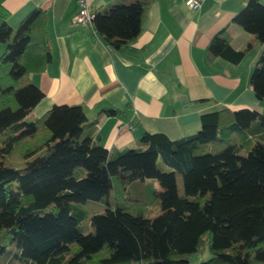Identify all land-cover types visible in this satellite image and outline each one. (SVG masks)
Returning a JSON list of instances; mask_svg holds the SVG:
<instances>
[{
  "label": "trees",
  "instance_id": "obj_1",
  "mask_svg": "<svg viewBox=\"0 0 264 264\" xmlns=\"http://www.w3.org/2000/svg\"><path fill=\"white\" fill-rule=\"evenodd\" d=\"M151 1L115 0L93 10L91 27L111 48L130 43ZM4 15L0 6V264H191L186 255L204 248L210 256L197 264H264L263 112L204 111L193 134L145 131L111 156L86 133L80 105L26 118L43 96L30 74L51 58L48 10L33 7L16 27ZM232 20L251 38L235 49L219 29L207 61L237 63L264 43V0H246ZM249 84L263 99L264 48ZM147 195L158 196L154 216L143 207ZM89 199L102 200L104 212L91 215L85 233Z\"/></svg>",
  "mask_w": 264,
  "mask_h": 264
},
{
  "label": "crops",
  "instance_id": "obj_2",
  "mask_svg": "<svg viewBox=\"0 0 264 264\" xmlns=\"http://www.w3.org/2000/svg\"><path fill=\"white\" fill-rule=\"evenodd\" d=\"M80 1L0 0L12 27L35 6L48 10L51 58L42 71L30 74L43 96L27 119L53 104L80 105L90 122L86 133L113 156L136 146L145 131L171 139L193 134L204 111L246 106L264 113V98H257L249 84L264 43L237 63L206 60L210 38L223 27L235 49L251 38L232 20L246 0H201L195 9L185 0H152L139 35L118 48L107 45L91 25L73 22ZM85 1L100 10L115 0ZM107 107L119 112L108 114Z\"/></svg>",
  "mask_w": 264,
  "mask_h": 264
},
{
  "label": "rangeland",
  "instance_id": "obj_3",
  "mask_svg": "<svg viewBox=\"0 0 264 264\" xmlns=\"http://www.w3.org/2000/svg\"><path fill=\"white\" fill-rule=\"evenodd\" d=\"M161 169L162 170H169V167L166 166L163 162H161L160 158L158 159ZM154 183H156V186L160 188V186L157 184L155 180H153ZM147 201L143 204V207L145 208L148 216H154L159 211V205H158V196L157 195H151L148 197L147 195ZM85 209L87 210V215L81 222L79 223V226L81 230L85 233L90 232L93 230L92 225L90 224V217L92 214L95 213H102L104 212V202L102 200H86L83 204ZM210 256L209 251L207 248H204L203 250L199 252H193L186 255L188 261L191 264H197L203 260H206Z\"/></svg>",
  "mask_w": 264,
  "mask_h": 264
},
{
  "label": "built area",
  "instance_id": "obj_4",
  "mask_svg": "<svg viewBox=\"0 0 264 264\" xmlns=\"http://www.w3.org/2000/svg\"><path fill=\"white\" fill-rule=\"evenodd\" d=\"M201 0H185V3L190 8H197L200 5ZM94 15L93 9H91L85 0H81L79 3V11L74 15L73 22L91 25V19Z\"/></svg>",
  "mask_w": 264,
  "mask_h": 264
}]
</instances>
